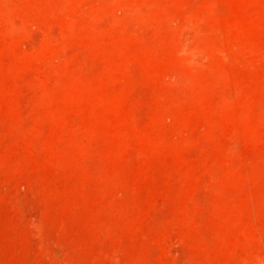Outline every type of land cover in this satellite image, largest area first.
Instances as JSON below:
<instances>
[{"label": "rangeland", "instance_id": "rangeland-1", "mask_svg": "<svg viewBox=\"0 0 264 264\" xmlns=\"http://www.w3.org/2000/svg\"><path fill=\"white\" fill-rule=\"evenodd\" d=\"M0 264H264V0H0Z\"/></svg>", "mask_w": 264, "mask_h": 264}]
</instances>
